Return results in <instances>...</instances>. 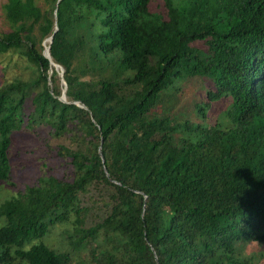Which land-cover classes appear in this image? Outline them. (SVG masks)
Here are the masks:
<instances>
[{"label": "trees", "instance_id": "obj_1", "mask_svg": "<svg viewBox=\"0 0 264 264\" xmlns=\"http://www.w3.org/2000/svg\"><path fill=\"white\" fill-rule=\"evenodd\" d=\"M157 2L0 5V58L28 72L0 86V184L30 171L0 264H260L264 0Z\"/></svg>", "mask_w": 264, "mask_h": 264}, {"label": "rangeland", "instance_id": "obj_2", "mask_svg": "<svg viewBox=\"0 0 264 264\" xmlns=\"http://www.w3.org/2000/svg\"><path fill=\"white\" fill-rule=\"evenodd\" d=\"M5 0H0V5ZM158 1V4L162 3V0H155ZM153 6V5H152ZM28 77V72L24 69L22 61L19 59L17 55L14 54H6L3 55L0 58V86L3 83H9L12 82L15 78L20 79H26ZM199 88L195 89L193 87H190L185 91L184 97L186 99H190L193 97L199 98L200 91H198ZM220 105H217L212 109L209 115V121H212V119L216 116V114L221 110L219 108ZM213 116V117H212ZM17 155L21 159L22 162L30 164L33 160H38V158L41 155H38V153H43L44 156H46V147L44 144H18L17 146ZM28 151V152H27ZM29 169H27L26 173L24 174L21 171H17V173L13 176V179L10 180L13 183L9 184H0V205L3 204L5 201L9 200L13 196L16 195V192L20 188L24 187V183L27 182ZM27 177V179H26ZM14 184V186L12 185ZM5 185V186H3ZM5 225V218L0 217V228ZM63 229V228H62ZM61 231V227H58L57 232H54L50 235L49 238L45 237L43 238V242L47 241L49 244H56L59 237L57 236V233ZM243 255L246 257H254L259 256L260 254H264V245H259L257 243H249L246 246H244ZM260 264H264V257L260 259Z\"/></svg>", "mask_w": 264, "mask_h": 264}, {"label": "water", "instance_id": "obj_3", "mask_svg": "<svg viewBox=\"0 0 264 264\" xmlns=\"http://www.w3.org/2000/svg\"><path fill=\"white\" fill-rule=\"evenodd\" d=\"M55 30H56V29H55ZM51 42H52V37H50V38L48 39V43H49V44H48V46L45 47L44 52H43V55H44V57L50 62V64L54 67V69L56 70V72L58 73V75H59L60 78H61V83H62V85L64 86V88H63V90H62V94H61L60 100H61L62 102H65L66 84H65V82H64V80H63V69H62L60 66L54 64V63L51 61L50 54H49L50 44H51ZM74 104L78 105L80 108L85 109V107H84L83 105H79V103H77V102H74Z\"/></svg>", "mask_w": 264, "mask_h": 264}]
</instances>
